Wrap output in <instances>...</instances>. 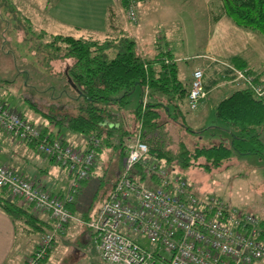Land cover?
I'll list each match as a JSON object with an SVG mask.
<instances>
[{"label": "trees", "instance_id": "obj_1", "mask_svg": "<svg viewBox=\"0 0 264 264\" xmlns=\"http://www.w3.org/2000/svg\"><path fill=\"white\" fill-rule=\"evenodd\" d=\"M142 1L144 0H118L117 6L108 5L104 12L105 31L102 34L84 33L78 26L73 27L75 31H79L74 32V35L50 33L47 46L51 49L52 54L49 59L58 66L61 64L64 66L62 70L57 67L56 73H52V75L53 78H57L55 81L59 78L63 84V90H59L58 94L66 93L71 103L61 104L59 107L50 105L51 108L57 110L56 113H52L51 108L44 111L37 107L32 98H24L27 108L35 111L48 122L47 125H36L42 136L61 138L59 137L62 135L61 130H56L55 134L51 131L52 125L83 135L85 143L89 138L97 140L96 146L92 147L94 160L88 169L87 176L78 181L72 200L65 203L66 209L72 216L78 212L76 203L79 198V188L81 184L87 182L89 174L91 176L95 171L99 155L102 152L105 153L108 148H113L118 153L120 160L126 154L127 147L124 140L130 137L131 133L124 128L125 122L128 123L124 108L130 94L136 88L140 90V101L129 115L133 119L137 131L142 128L149 130L157 128L160 112L172 118L170 111H179L178 104L182 98H186L188 93V89L178 79L176 63L168 52H159L153 59L142 58L131 38L123 33L111 36L117 25H120L122 15L131 23L126 17L128 6L134 5L136 12L137 4ZM210 13L213 20L226 15L235 25L257 32L264 40V0H219L216 10ZM228 63L230 70L246 69L254 84L264 83L245 67L242 55H234L228 60ZM229 76L230 79L233 78L231 72ZM52 85L51 91L55 88L53 83ZM235 87L215 104L212 124L216 128L228 132L234 140L247 141L260 149L261 144L258 136L260 129L264 127V98L256 97L249 87L244 85L239 84ZM143 91H145V101H143ZM16 113L20 118L26 120L25 113ZM180 125L190 133L198 132L184 123H180ZM28 145L33 146L35 150L34 144ZM253 150L259 152L257 149ZM233 151L241 154L247 152L234 144V141L231 144L219 141L208 145H194L191 149L179 144L178 150L175 152H165L151 145L148 146L146 157L167 169L201 167L209 171L228 161ZM121 170L122 161L113 179L104 181L102 187L98 182L97 187L102 202L108 197ZM131 176L135 180L138 179V182L149 180L143 176L139 164L131 171ZM50 193L61 197L65 191L62 194ZM0 210L10 218L16 234L30 231L43 235L53 226V220L49 213L36 210L32 204L11 196L5 187H0ZM96 210L92 215H89L87 210L80 212L78 216L80 218L77 220L85 225L94 217ZM38 213L47 215L50 222H40L36 216ZM256 219L261 225H264V219L257 217ZM71 221L73 220L64 222L62 231L64 226ZM86 228L92 243L90 229ZM51 244L52 241L38 264H43L46 261L51 251ZM26 260L23 264L26 263Z\"/></svg>", "mask_w": 264, "mask_h": 264}, {"label": "rangeland", "instance_id": "obj_2", "mask_svg": "<svg viewBox=\"0 0 264 264\" xmlns=\"http://www.w3.org/2000/svg\"><path fill=\"white\" fill-rule=\"evenodd\" d=\"M218 2L219 0H208V2L158 0L157 6L143 18V23L147 25L145 35L147 45L157 42L163 46L162 27H175V30H178L180 25L175 19L177 16L180 19L183 33L187 38L192 37V47H189L186 54L188 56L195 54L198 51L193 36L202 37L205 34L207 30L205 16L216 10ZM98 5L92 0H81L79 6L74 0H0V101L18 113H25L26 120L39 126L47 125V120L27 108L24 98H32L37 107L44 111H48L51 108L50 105L59 107L61 104L71 103L66 93L58 94L59 90H63V84L59 78L55 81L57 78H53L52 73H56L57 67L62 70L64 66L63 64L58 66L49 59L52 54L47 46L49 35L52 32L57 33L56 31L59 34L74 35L76 32H73L71 26H80L84 30L93 31L100 26V19L94 17L99 11ZM90 12L94 13L92 17L87 14ZM47 15L64 21V24L69 23V25H65L67 27L57 25L53 20H49ZM173 22V26H170ZM132 29L127 30L128 33L133 31ZM114 35L115 33L112 32L111 36ZM178 43L174 41L176 47L180 46ZM194 64H196V59L192 57L178 61V66L183 69H191ZM180 79H182L181 74ZM52 83L55 88L51 91ZM139 101L140 90L136 88L128 97V103L124 108L128 122H125L124 128L131 133L130 137L124 140L126 147L133 142L136 136L144 139L148 146L158 147L165 152L177 151L179 144L191 149L194 145H208L219 141L231 144L234 141V144L247 152L241 154L233 151L230 159L219 167L209 171L201 167L168 169L171 175L179 176L185 181L187 189L196 198L214 197L242 213H249L259 219H264V127L259 131L258 138L261 148L258 149L247 141L234 140L228 132L213 126L214 109L210 112L204 111L198 115V119L195 117V110H189L181 104V113L173 112L170 114L172 118L160 112L157 128L153 130L142 128L136 131V125L129 115ZM51 110L52 113L57 112L55 108ZM202 118L205 119L203 122ZM195 120L197 124H200V128L192 124ZM180 123L187 126L190 124L188 127L198 132L190 133L184 130ZM51 128L55 134L61 130L62 135L66 134L71 138L83 137L81 134L55 128L52 125ZM82 143L85 147V141ZM113 151V148H108L105 153L102 152L99 155L95 171L89 177L88 187L81 193V204L86 205L90 214L102 202L98 192V182L102 187L104 181L113 179V171L119 170L122 160L119 159L118 153ZM35 155L36 157L32 155L28 159V164L42 169L49 176L65 177V173L48 157L41 154ZM142 183L147 188H154L156 185L146 179ZM88 191L91 192L88 194ZM78 216L79 213L75 212L73 218H80ZM21 234L25 237L19 234L18 240H24L23 247L27 246L31 239L33 249L42 236L30 231ZM25 240H28V243ZM143 244L147 246V243L143 242ZM75 249L80 251V255ZM20 254L25 255L26 252L23 251ZM94 257L95 251L86 226L78 220H73L64 226L63 231L53 237L51 251L43 264H89ZM257 263L264 264V258Z\"/></svg>", "mask_w": 264, "mask_h": 264}, {"label": "built area", "instance_id": "obj_3", "mask_svg": "<svg viewBox=\"0 0 264 264\" xmlns=\"http://www.w3.org/2000/svg\"><path fill=\"white\" fill-rule=\"evenodd\" d=\"M126 17L136 23L134 5L128 6ZM231 73L232 83L249 87L256 97L264 98V83L254 84L246 69H232ZM201 78V70L192 71L186 95L189 110L197 109L206 97ZM0 131L23 144H34L37 153L52 158L69 177L65 193L57 197L11 166L0 164V187L34 209L49 213L53 220L52 228L39 238L25 263L38 264L64 222L77 221L65 203L72 200L78 181L87 176L97 140L89 138L86 146L79 148L60 138L42 136L36 125L20 118L2 101ZM147 150L146 141L136 136L127 147L121 174L108 197L85 223L96 255L95 262L89 264H254L264 258V225L254 215L214 197L196 198L182 178L148 160ZM137 164L143 176L156 184L154 188L131 176Z\"/></svg>", "mask_w": 264, "mask_h": 264}, {"label": "crops", "instance_id": "obj_4", "mask_svg": "<svg viewBox=\"0 0 264 264\" xmlns=\"http://www.w3.org/2000/svg\"><path fill=\"white\" fill-rule=\"evenodd\" d=\"M74 1L77 6H79V4L81 3V0ZM92 1L99 4V11H97V15H95L94 17H98V20L100 19V26H97V28L93 31L89 29L84 30V28H81L80 26L78 27H80L82 31H85L84 33L88 32L96 35L102 34L105 31V9L108 5L117 6L118 0ZM201 1L208 2V0ZM157 3L158 0H144L142 2H139L136 7V23H129L126 20L125 16L122 15V19H120V25L118 24L113 32L115 33V35L117 33H123L126 36L131 35L130 37H128L134 41L136 50L142 58L153 59L159 52H168L171 55V59L176 63L178 79L186 89H188L189 87L192 71L196 69L202 71L201 82L202 86L206 90V97L201 101L198 108L195 109L196 113L194 114L196 115V118H198V115H200L204 111L210 112L212 109H214V106L218 102V100H220L222 97L226 96L229 92L236 88V85L231 82L229 76L231 70L230 64L228 63V60L234 55H242L245 67L253 72V74L257 76L258 80L264 81L263 38L255 31L235 25L232 20L226 15L220 16L216 20L212 19L210 13L205 16L207 30L202 37H199L197 35L193 36L195 47L198 52H195V54L191 56H188L186 52L190 46L192 47V37L187 38L183 33L180 19L177 16L175 17V19L178 20L177 22L180 25L178 30H175V27H162V34L164 36L163 46L159 45V43L157 42H151V46L147 45V41L145 38L147 25L143 23V18L144 15L148 14L151 9L157 6ZM87 14L89 17H92L94 15L93 12ZM47 16L49 20H53L54 23H57V25H61L64 27H67L65 25H69V23L64 24V21L60 19L50 17L49 15ZM173 24L174 22L170 26H173ZM73 27L74 26H71L72 29ZM129 29H132L133 31L128 33L127 30ZM175 31L177 32V34ZM56 32L57 33L52 32L51 34H59L58 31ZM73 32L79 31H75L73 29ZM175 34L176 36H174ZM175 40L179 42L178 44L180 46L176 47L174 45ZM188 57L196 59V64H194L191 69L180 68L178 66V61L180 59L185 60ZM180 74L182 79H180ZM142 94L144 97L145 91H143ZM181 104L182 107H187L185 97L182 98V100L178 104V113L180 112ZM170 113H173L172 110L170 111ZM204 120L205 119L202 118V122ZM192 124L196 125V128H200V124H197L196 120ZM51 131H53L52 128ZM59 137H61L60 139L68 142L73 146L79 148L84 147V143L82 142L85 141V139L83 137L80 139L71 138L66 134L59 135ZM82 139L84 140L82 141ZM35 154L38 153L34 150L33 146L15 141V139H12L8 135L0 131V163L11 166L24 178L36 182V184H38L40 187L46 188L54 193L62 194L67 189L69 184V177L67 175V172L59 166V168L65 173L64 178L61 176L59 178L55 175L49 176L48 173L43 172L42 169H37L36 167L31 166L33 164H28V159H30L32 155L36 157ZM51 161L55 163L53 160ZM113 173L116 174V171L114 170ZM89 177L87 179V182L81 184L79 188V198L77 199L78 201L76 203L79 214L84 210H87L89 215L93 214H90L89 210L86 208V205L81 204V193L84 192V190H86V188L88 187ZM90 192L91 191H88V194ZM36 216L40 222H50L49 217L43 213H38L36 214ZM18 235L19 234H16L14 232V227L10 218L0 210V264H23L26 258L32 252L33 243L31 242V239L29 243L28 240H25L28 245L23 247L22 243L24 242V240H18ZM23 251L26 252L25 255L20 254ZM75 251L76 253H78V255H80V251L78 249H75ZM95 260L96 257H94L93 261L95 262ZM257 262L254 264H258Z\"/></svg>", "mask_w": 264, "mask_h": 264}]
</instances>
